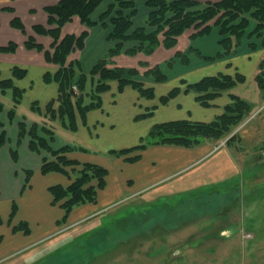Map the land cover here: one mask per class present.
<instances>
[{"label":"crops","instance_id":"obj_1","mask_svg":"<svg viewBox=\"0 0 264 264\" xmlns=\"http://www.w3.org/2000/svg\"><path fill=\"white\" fill-rule=\"evenodd\" d=\"M58 1L0 0V45H6L10 41H15L19 44L15 52L0 51V77H12V69L14 66H19L27 70L23 78H14L15 84L24 89L25 92L22 102L16 108V114L13 120L9 118V110L14 104L13 90L7 89L3 91L0 88V100L5 105L4 110L0 112V122L2 123L0 125V135L4 131L7 134L6 141L0 148V236H2V239H0V261L4 255H8L11 252L14 253V251L22 248L34 246V238L36 236L40 238L49 234V232L48 234L42 233L29 239L28 236H32L33 234V223L38 225L35 229L45 227V225L59 227L65 224L73 227L89 219H97L99 212L103 209V207H97L98 201L97 203L88 202L82 206L78 205L74 207L64 220L66 211L59 204L52 203L53 195L50 187L54 184L67 186L71 182V178L66 174L56 171L46 174L42 173L41 166L43 159H51L52 154L48 150H42L41 153L31 150L29 146L30 136L28 135L19 143V122L21 121H25L28 127L34 122L39 124L47 122L55 130L54 138L51 141L53 148H59L66 144L83 147L85 150H74L69 152L68 155L81 163L94 162L106 166L109 170V176H107L108 184L105 186V189L103 188V191L106 193V201L108 203H111L110 201L116 197H121L126 191H130L134 197L141 196L150 199L153 196L157 198L159 196L171 195L175 193L174 191H176L177 187L183 189L188 186V189H193L194 187L204 186V184L206 187L203 188L208 189L211 187L208 189V195H210L216 192V190H213L216 187V189L224 187H219L218 185H222L226 181V184L230 186L233 182L230 176L231 174H239L238 182L244 183L246 174H250L248 177L257 175L256 173L260 171L259 168L264 167V159L259 161L261 158H258L259 151L262 148L264 149L263 141L260 146L254 147L255 154L253 153L252 156H256V158L247 164L245 162L246 166L243 169L238 168L239 153L241 150H244V144H246L242 140L236 141L237 139H242L240 135L234 142L231 141L226 147L221 148L220 146L216 148L217 144H214V146L211 143L212 141L193 148L173 147L172 145L150 146L142 152V157L136 162H128L124 157H117L109 153V150L112 148H124L135 144L137 142L135 140L138 139L135 137V134L140 136L146 132V128L150 129V126L154 123L174 117L173 114H168L167 110L169 109L175 112V116L176 114H181L183 118L204 121L214 119L223 112L224 106L230 102V96L227 93L216 98L213 101L214 105L211 107L202 106L193 97L195 94L189 93L190 99H187V104L186 102L184 103V110L176 111V108L172 105L175 104V101L179 104L178 100L185 96L183 93L163 107H158L159 105L156 101L153 100L151 103L148 101L150 99L142 97L138 90L132 86H126L124 91L120 93L117 90V83L112 82L111 89L103 94V106L93 109L88 113L86 124L82 122L79 115L77 116L79 125L77 131H70L63 127L59 120L51 122L45 118L43 109L51 99L57 97L59 84L56 81H45L44 75L47 72L55 73L59 65L48 61L45 55V50L52 49L53 38L48 34L35 31L33 26L42 24L49 28V15L45 8L48 5L56 4ZM206 1L214 0H202L203 3ZM112 2L114 0H103L94 11L92 18L98 21L96 25L88 28L78 16H75L72 21L66 23L62 28V35L68 33L80 34L85 29L89 30L83 49L72 52L69 57V60L79 59L83 69L87 72L106 54L113 44L107 38L112 29L110 18L108 17L105 20L107 25L99 20L100 15ZM9 6L14 8V12L3 9ZM136 7L137 13L133 17V27L144 25L150 10L146 4V0H138ZM15 15L23 19L28 33H24L22 30L11 25V20ZM212 33L214 35L211 37H205L201 40L203 44L199 45L197 43V48H201L202 54L206 56H213L219 50L217 43L218 35L216 34L218 33V29L212 31ZM30 35L34 37L36 42L44 46V50L26 47L25 41ZM129 43L131 42H126L124 48L128 47ZM252 52L246 47L241 56L248 55L250 61H252V57L250 56ZM233 55L235 54L233 53L229 57H226V59L234 58ZM142 60H146V63L148 61L150 65L159 62L156 61L155 57H149L145 54L143 56H130L122 52L115 63L120 66L133 65L136 67L139 65L138 70L142 71V67H140ZM214 63L216 62H205L204 60L193 61L192 65L185 70L193 71L194 68H198V70L203 72L192 74V76L186 78L191 80L190 82H193L206 75L207 72H211L212 70L216 71V66L215 68L212 67ZM218 63L220 64V62ZM257 63H255L256 68L258 67ZM243 65L245 66L240 65V67L245 69L246 63ZM217 69H221V67L218 65ZM250 72H248L249 82L254 81V75L253 73L250 74ZM148 84L156 87V92L160 93L163 89L161 90L159 88L166 87L155 82ZM240 86L238 85L235 88ZM258 91L264 93V90L258 89ZM240 95L252 101L254 108L257 107L256 105H259V102L256 101V98L254 100L252 94H243L241 90ZM34 101L39 102L42 107V113L31 109ZM153 105H157V110H155L153 116L145 120L135 119L137 114L142 113V109ZM160 109L164 110L162 117L156 118ZM152 118L158 120L153 122ZM148 121L150 123L143 128L142 122ZM72 133L78 134L80 137L76 144L70 141L72 140L70 138ZM255 141L256 139H254V144L256 143ZM90 147H92L95 157L86 155L89 153L88 150ZM12 151H16V157L13 156ZM100 152H107V155H104L107 156L106 161L99 159L100 157L97 154H100ZM206 161L208 164L206 169L203 170L204 166L201 167V165ZM128 165H132L131 167L135 168L136 172L131 174L125 173ZM198 167L199 169L196 170ZM27 170L32 171L29 179L27 178ZM71 175L74 176L72 172ZM258 180L264 182V177H260ZM228 185L227 187H229ZM146 193H150L151 196L146 197ZM102 197H105L104 194ZM102 197H99V199ZM14 202L17 206L15 214L12 216ZM51 210H55L56 212L54 217L51 216ZM75 210H78L79 213ZM22 221L28 223L30 228L29 233L24 232V230H13V227Z\"/></svg>","mask_w":264,"mask_h":264},{"label":"trees","instance_id":"obj_2","mask_svg":"<svg viewBox=\"0 0 264 264\" xmlns=\"http://www.w3.org/2000/svg\"><path fill=\"white\" fill-rule=\"evenodd\" d=\"M102 1L59 0L56 4L48 5L45 8L49 15V28L42 24L33 26L35 31L48 34L53 38L52 49L45 50V55L48 61L59 65L55 73L47 72L44 75L45 81H56L59 84V89L57 97L51 99L44 107L43 115L49 121L59 118L63 126L72 131L78 130V115L86 124L88 112L102 107L103 94L111 89L112 82L117 83L120 92L130 85L137 89L142 97L154 98L155 88L146 86L144 81L138 79L139 70L136 67L127 69L113 63L112 56L122 52L135 55L141 51L151 54L161 44L171 48L187 29L194 28V36H199L210 33L215 25L219 26L221 35L219 40L221 49L218 55L226 56L235 52L236 46L245 34L252 38L262 36L264 31V0H214L205 3L202 0H146L150 11L144 25L137 27H133V17L137 13L136 3L138 0H114L99 18L106 25L105 20L110 18L112 29L108 34V39L113 44L107 54L87 72L83 69L79 59L69 60V57L72 52L83 49L89 30L85 29L80 34L62 35V28L75 16H78L88 28L96 25L98 21L92 18V14ZM200 5L203 6L200 8ZM3 9L14 11V8L10 6ZM11 24L25 31V25L19 16H14ZM148 27L152 29L149 30ZM126 42L133 44L124 48ZM25 45L28 48L44 50V46L36 42L31 35L28 36ZM251 46L256 47L253 42ZM17 48L18 43L15 41L0 45V51L3 52H14ZM153 69L160 73L156 77L158 81L165 79L159 65ZM26 73V69L14 66L12 77H0V88L3 91L13 90L14 104L9 110L11 120L15 117L16 108L22 101L24 93V89L15 84L14 78H23ZM246 81V76L240 72L235 74L219 72L216 75H205L189 83L185 79H181V83L186 85L184 87L174 86L160 97L161 103L167 104L183 91L185 93L194 92L196 100L205 107L213 106V101L224 93L230 96V102L224 106L221 114L210 121L175 118L156 122L137 144L124 148H112L109 153L117 157H124L128 162H136L142 157V152L150 146L173 145L193 148L206 143L207 140L226 136L254 109L252 101L234 91L235 87ZM88 84L91 85L90 90H88ZM256 84L261 90H264V59H261L259 63ZM74 86L78 91L74 90ZM4 108L5 105L0 100V112ZM156 108L157 105L147 108L145 112L137 114L135 119L153 116ZM32 109L42 113V107L38 101L32 103ZM0 125H2L1 122ZM26 135L30 136L31 150L38 153L48 150L52 154L51 159H43L42 173L56 171L71 178V182L67 186L54 184L50 187L53 195L52 203L59 204L66 211L64 220L74 207L97 200L98 191L105 188L107 184L109 171L105 166L94 162L81 163L68 155L74 150H85L83 147L66 144L59 148H53L51 141L54 138L55 130L47 122L42 124L34 122L30 127L25 121L19 122V143ZM6 136L5 131L0 135V148L5 143ZM12 153L14 157L17 156L16 151H12ZM71 172L74 176L71 175ZM31 174L32 171L27 170L28 179ZM16 206L14 202L12 216L15 214ZM13 230L30 232L26 221L15 225Z\"/></svg>","mask_w":264,"mask_h":264},{"label":"rangeland","instance_id":"obj_3","mask_svg":"<svg viewBox=\"0 0 264 264\" xmlns=\"http://www.w3.org/2000/svg\"><path fill=\"white\" fill-rule=\"evenodd\" d=\"M21 20L24 23L22 18ZM148 29L151 30L152 28L148 27ZM216 29H218L216 34L218 35L219 52L221 49L219 43L221 35L218 25H215L210 33L199 36H194L195 30L190 28L179 36L177 43L171 48L161 44L151 54H145L142 51L135 54L137 56H143V54L149 57L152 56L156 58V61H159L150 65L148 61L146 63V60H142L140 62L142 71L139 70L137 77L145 84L147 82L146 86H150L148 83L154 82L166 86L159 88L163 89L161 93L156 92L157 89L153 86L155 96L154 98H147L150 99L148 100L150 102L156 101L158 107H163L166 105L160 102V97L163 94H166L174 86L184 87L186 84H182L181 79H185L189 83L191 80L186 77L203 72L198 68H194L193 71L185 70L192 65L193 61L216 62L212 64L213 68L216 66V71L212 70L207 72L206 75H216L219 72L228 74L243 73L247 81L239 84V86H242L235 88L234 91L240 94L242 90L243 94H252L259 105H256L257 107L253 109L250 115L244 117L235 125L229 134L219 139L210 140L213 141L211 142L213 145L217 144L216 148L219 146L221 148L230 143L229 140L232 136L234 138L231 141L234 142L240 135L242 139L236 141L242 140L246 144H244V150L239 153L237 166L239 169H243L246 166L245 162L247 164L256 158V156H252L253 153L255 154L254 147L260 146L264 141V107L258 113L254 112L264 104V93L259 92L260 90L257 92L260 88L256 84L259 63L261 59H264V31L262 36L252 38L245 34L246 36L244 35L236 46L237 50L235 49V52H233L235 54L233 55L234 58L226 59L233 53L219 56L217 52L213 56H206L202 54L201 48H197V43L199 45L203 44L201 40L214 35L212 31H216ZM22 31L28 33L26 25L25 31ZM252 42L255 44V48L251 46ZM131 43H129V46L133 44ZM246 47H248V50L253 51L250 55L252 61H250L248 55L241 56ZM120 54L112 56L111 61L115 63ZM123 54L135 56L127 52H123ZM209 57L213 58L210 59ZM256 62H258L257 68L255 67ZM245 63L246 68L242 69L240 65L244 67L243 64ZM157 65L160 66L165 75L164 80L158 81L156 78L160 73L155 72L153 68ZM218 65L221 69H217ZM124 67L130 69L135 66L126 65ZM136 68L138 69L139 65ZM248 72L253 73L254 76H251H253L254 81H248ZM127 74L129 75V72ZM90 88L91 85L88 84V90ZM74 90L78 91L75 88ZM182 93L185 96L181 95L183 97L178 100L179 104L175 101V104L172 105L176 108V111H183L184 103L187 104V99H190L189 93L183 91L180 94ZM193 97L196 98V94ZM146 109H142L141 112H145ZM163 112L164 110L160 109L156 118L162 117ZM167 112L174 116L169 119L183 118L181 114L175 116L172 109L167 110ZM156 118H152V121H157ZM56 120H59L62 124L59 118ZM149 123L150 121L142 122V127H146ZM68 130L71 131V129ZM148 131L149 128H146V132L140 136L135 134V137L138 138L135 140L137 141L135 144ZM70 138L72 139L70 141L74 144L80 139L78 134L75 133H72ZM254 139H256L255 144L253 143ZM210 141L207 140L206 143ZM237 143L241 144L240 142ZM250 144H252L251 147ZM262 150L259 151V156L257 155L258 158H261L259 161L264 159ZM88 151L87 156L95 157L92 147ZM97 155H99V159L106 161L107 156L104 155H107V152H100ZM207 164L206 161L201 165V167L204 166L203 170L206 169ZM131 166H127L125 173L136 172L135 168ZM259 169L257 175L248 177L250 174H246L244 183L238 182L239 174H231L232 184L229 186L226 181L222 185H218L224 187L218 189L216 187L213 189L216 192L210 195H208V189L211 187L208 189L203 188L206 187L204 184V186L194 187L193 189H188V186L183 189L177 187L175 193L171 195L157 198L153 196L150 199L141 196L134 197L130 191H126L121 197H116L110 201L111 203H108L106 193L103 191L105 188L100 189L95 202L98 201L97 207H103V209L99 212L97 219L92 218L73 227L64 224L59 227L45 225V227L35 229L38 225L33 223V234L28 236L29 239L42 233L48 234L49 232V234L40 238L36 236L34 246L16 250L8 255L3 254L0 264H264V182L258 180L260 177H264V167ZM103 194L105 197H102ZM149 196L151 194L146 193V197ZM99 197L102 198L99 199ZM75 211L78 212V210ZM55 214V210H51V216L54 217Z\"/></svg>","mask_w":264,"mask_h":264},{"label":"built area","instance_id":"obj_4","mask_svg":"<svg viewBox=\"0 0 264 264\" xmlns=\"http://www.w3.org/2000/svg\"><path fill=\"white\" fill-rule=\"evenodd\" d=\"M74 88L77 89L76 86H74ZM253 115H254V114H253ZM263 154H264V150H263Z\"/></svg>","mask_w":264,"mask_h":264}]
</instances>
